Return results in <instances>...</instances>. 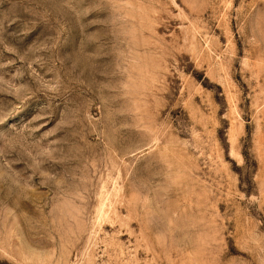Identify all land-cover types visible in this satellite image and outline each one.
<instances>
[{
	"label": "rangeland",
	"instance_id": "1",
	"mask_svg": "<svg viewBox=\"0 0 264 264\" xmlns=\"http://www.w3.org/2000/svg\"><path fill=\"white\" fill-rule=\"evenodd\" d=\"M0 264H264V0H0Z\"/></svg>",
	"mask_w": 264,
	"mask_h": 264
}]
</instances>
